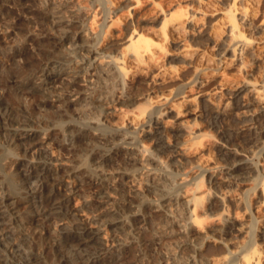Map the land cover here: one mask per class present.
<instances>
[{
  "label": "bare ground",
  "instance_id": "1",
  "mask_svg": "<svg viewBox=\"0 0 264 264\" xmlns=\"http://www.w3.org/2000/svg\"><path fill=\"white\" fill-rule=\"evenodd\" d=\"M3 1H5L3 4H1V9L3 11H9L10 13L14 14L18 13V19L23 18V13L34 12L37 15L36 18L39 20V22H41L42 25V30L40 33H26L23 46L14 52L18 57L25 61V67L27 66L28 70L32 69V71L34 70L35 72L37 70L40 71L37 76L42 79L40 80L41 83L33 85L32 83L34 81L32 82V79H34L36 76L32 77L30 75L31 77H27L26 72V74H23L24 70L23 72L22 70L12 71L11 76L7 79V83H12L13 86L17 88L22 86L21 90H31V92L39 91L43 93L44 99L37 103V105L45 108L46 106L50 105L51 101H55L56 103H59V106H61V108H59L58 114L62 117L69 116L68 107L75 103L85 102L87 105V95H84V91L82 90L83 85L80 82L79 76L73 75L70 77H65L64 79L66 81L64 83L62 82V88L59 90L57 83L61 81L63 73H60L59 71L53 72L47 68L52 62H59V60L54 59L56 56L54 49L64 41H71L72 44L77 45L76 47H78V49L81 51L86 50L85 52H87L89 55L95 56V54H100L101 51L95 47L96 44L92 45L85 43V38L84 34L82 35V31L77 32L76 35H71L69 33L74 27H83L82 21H80V18H78L81 8H79V10L76 8L70 15V19L66 18L68 24L63 25L65 22L53 19L57 16L63 17L62 9L53 10L54 12L51 13V21L47 12L45 13V11L42 10L38 11V9L35 10L36 8L34 9L33 6H28L27 0ZM107 1L108 3H113V0ZM147 1L149 0H128V2L131 3L132 9L140 7ZM218 1L220 0H172V2H170L172 5L169 3L170 6L166 8H159V2L158 4H155V6L157 5L158 9L160 10L156 12L158 15H156L154 20H160L161 26L157 29H151L150 31L148 30L147 32L144 29L145 27L138 28L134 25L132 29L128 30L127 36H124V39L122 38L124 41L122 40L119 43H113V48L114 50L118 51V54L113 55V53L112 55L109 54L107 56L108 64L106 63V70H103V74H105V80L111 79L112 81L113 79V82H117L116 84L121 85L122 91L119 92L118 95L117 93L115 95L113 93V95L116 96L114 101L116 102L117 100L118 103H122L126 106L136 105L135 109L131 108L133 110L129 112V110L124 111V107L119 106V108L114 107V110L112 111V109L108 108L107 106L101 105L102 103L104 104V100H110L111 96L108 95L110 88L108 90L102 88L103 91H99V95L101 96L99 97L98 102L100 103L95 104L91 101L88 102V106L95 104L93 106L97 108L101 107V110L99 108L98 109L101 111V115H103L104 122L107 120L106 117L117 113V110L123 111L122 113L125 112V115L131 113L129 115L131 122L130 124H132L135 129H137L138 125L141 124L144 118H146V121H150L151 123L148 130H146L145 127L142 129L143 133L146 131V134L149 132L153 134L154 137H156L155 140H158V144L160 145H164L165 142L169 141V146L172 145L174 147V149L171 151L172 156L178 161H180L189 150L195 151L193 149L194 144L201 145L203 144V142H201L203 138L210 136L208 132L203 131L202 127L196 126L194 124L195 122L193 123L189 118V116L194 114L195 111L194 101L198 97L199 93L201 94L203 90H199L197 93L198 95L187 94L180 98L176 97V99L173 91L170 89V92L163 93L160 98L157 96L158 98L155 99L151 93H148L147 95L141 94L139 91L141 88H139L140 86H138V84L143 82L148 83L149 85L154 84L151 88L152 92L162 89L161 81H164V76L169 71L165 72V74L155 73V71L160 69L164 63V61L162 62L161 59L163 58L162 55H164V51L166 50L164 43L162 44L161 41H167L169 39L172 40V38H177V40L178 38L183 40V37L184 39L185 37L194 38V41H196L195 48H191L192 46L190 44H184L181 41L179 44H181L180 48L182 50H180V53L177 54V56L182 59L183 63L193 67L194 73L197 75L199 71H203L204 69L215 70L217 66L226 67L224 66L225 64H230L234 59H239V57L245 53H247L251 59H256L259 57L261 49L264 48V36L254 37L251 34L246 33L244 28L245 25H250L253 22L254 17L257 14L255 5L259 2V0H231V3L229 2L230 4L228 7L226 6V8H222V6L221 9L216 7L211 8L215 2L218 4ZM183 2H187V4L185 5L184 3L183 6ZM260 2H262V0ZM258 4L256 7H258ZM56 7L58 8L60 6L56 5ZM107 14H109V12ZM209 15L213 17H210L206 26L209 36H223L226 44L224 46V51L219 53V58L216 61H213V57H209L207 50H205L203 45L200 43L201 40L199 37H197V34L203 31L202 29L205 27L203 19L207 18ZM47 21L52 22L51 29L56 28L57 25L60 24L62 30L59 38L47 33V30L44 27ZM119 23H122L121 20ZM112 24H116V21L112 20L108 27H111ZM129 24L130 23H128V26H126L125 23L123 25H125L128 29ZM104 33L106 36L108 33V28L106 31H104ZM45 45H50L53 47V49H46L44 48ZM230 52L231 57H228L227 54ZM103 53L105 52L103 51ZM88 54L87 56H89ZM128 62H131L134 67H132L131 63L130 66ZM212 63H214L216 66L211 65ZM90 66L93 67L92 62L90 63ZM88 67H86V69L89 70ZM133 68H135V71H132ZM21 69L24 68L22 67ZM30 70L29 72L31 73L32 71ZM21 76L22 78L23 76L27 77V81L25 80V82L22 79L24 82H21ZM261 77H263L261 80V86H258L255 82L247 81L243 86L238 88V92H245L246 94L250 95L245 106L250 107L256 103L261 104L260 107L258 106V113L252 117L253 124H255L254 128H256V135L250 140H254L253 142H256L258 147V150L254 152L264 149V139L262 136V134H264V74ZM198 78L200 77L197 76L196 79L198 80ZM201 79L204 78L201 77ZM200 82H202V80ZM217 95V91L212 93H202L201 103L203 112L210 114L214 109H216V103L213 102V99ZM73 96L76 97L72 98ZM51 98L54 100H51ZM156 105H166L168 110L175 112V119L173 123H170L168 119L166 120L163 118L164 116L162 117V114L165 113L163 110L166 108V106L160 110H153V107ZM5 106L6 104H4L2 100V91H0V132L10 138V143L14 148H21L24 151V154L33 153V156L32 158H27L24 161H20L18 163L19 167L17 173L19 178L21 177L20 180H22L21 188L20 186L17 188L14 185L15 183H11V176H1L2 173L0 174V264H33L34 262L38 261L40 254L34 252L30 247L31 236L26 232V224L39 222L42 228H34L35 231L33 234H38V237L40 236L41 239L45 240V238H47L46 235L53 232L52 227L54 226L53 223L55 220H64L63 223L65 220H69L68 224H61L62 231L59 233H61L64 237V242L67 245V249H70L69 253H72L70 254L72 255V258L73 255L77 256L86 264H137L139 261V255L134 254L133 256L132 253L135 252V248L138 251L142 246H144L141 241H135L128 235L126 236L127 238L122 237L123 240H116L117 237H112L113 240H110L109 237L106 236L107 234L110 235L108 233V229L106 228L107 224H112L117 226V228L119 227L123 229V227L129 224V221L133 220L131 217L130 220H128L125 218L124 214L126 215V213L130 212L129 216L132 217L141 215L140 212L137 213V211H134L137 206L136 201L132 199L133 197L127 194H121L122 198L120 199L119 203L113 204L115 208L113 205L109 206V190L114 189L116 186L113 185L112 176L106 173V167L121 157H124L129 165L138 164L140 159L133 147H130L126 144L121 145L118 140L124 139V143L126 142L127 144H130L131 140L134 139L133 136L129 135L128 132L124 130L125 124L116 125L113 127L111 126V129L108 133H94L91 129L92 125L90 124V126H80L79 124L69 122L66 128L63 130L65 133H69L70 137L68 138V141H59V146L66 150H78L79 148L84 150L85 147H83V145H88V147L90 146L89 150L92 148V152L89 153V161L87 162L86 160L88 159L87 156L85 160L83 159L84 163L81 166L76 167L72 166L73 164H68L65 159L58 157L57 154L55 155L54 151H49V148L43 147L45 144L47 145V139H49L51 135H49L47 132L40 133L38 128L33 125V123L37 120L35 121L34 117L30 113V109L20 104L19 108L16 109L15 112L10 111L8 107ZM154 113H159V115L154 117ZM153 118H155V125L152 123V120H154ZM212 123L214 124V121H212ZM172 132H174L172 134L174 137L173 142H171L172 140L170 141ZM177 132L181 133L177 134ZM229 133H227L228 136L231 134ZM165 135L167 136V139L166 137L164 138ZM143 146L145 147V151H150V153H153V155L158 153L156 152L157 149H151L146 143L143 144ZM202 146L201 148L203 149ZM105 147H108V152L104 151ZM197 147L195 149H197ZM71 152L73 151L71 150ZM225 154L227 156L231 155L232 153L231 151H226ZM150 159L158 160L155 156H150ZM160 160L162 162V159H159V161ZM232 165V168H230L231 171L225 176V181L236 178V180H239L240 182L248 183L249 178L254 179L251 174V169L256 168L255 166L252 167V165H240L236 161H234ZM93 167L94 170H97L94 171L92 169ZM126 175L127 173H121L118 177L119 183L117 186H119L121 190H124L123 184ZM214 176V173H211L209 176L208 181L210 183H215V180L213 179ZM160 178L162 179L160 175L156 176L158 181ZM75 179L78 180L76 181ZM7 181H10L11 186ZM28 184H30V188L27 186ZM85 185L97 191L96 203L98 204V211H100L98 215L95 214L89 216V213L87 214L86 212H82L85 211L84 208L81 209V207L72 205V201L74 200L73 197L76 196V192L79 191L78 189L81 190V187ZM203 187V181H200L195 187L186 189L181 193L179 192L177 194H173L174 196L169 198L172 202L175 201L176 204L180 203L179 205L182 207L181 209L183 210L182 212L184 213V218L182 219L183 222L181 224H179L176 220H171V222L169 221L170 223L168 222L166 225H164L166 226L164 229V235L169 237L181 235L180 237L183 238L185 244L188 246L190 254L193 256L196 254L199 255L203 259V264H264V253L258 248L256 234L251 235L246 241H234V238H228V235H232L235 232L250 233L251 231L247 230L245 224L238 223L235 220L232 221L231 218L227 219L229 224L227 226L226 232H224L227 234V236H225V234L223 236L221 235V237L211 233L212 231H217V227L207 229V227L205 228V225L203 226L204 218L200 211L205 207V200L208 196L214 195L219 197V200L221 201L219 204L224 207V209L222 208L223 211L226 210L227 206L225 196L220 195L222 192L219 193L217 190V192H213L211 191V187L208 188V190L203 189ZM257 189L258 183L253 184L246 193L243 201L245 202L246 211L249 209L252 213L251 218L253 220V227L255 222H260V220L254 215L257 210H255V207L252 205L251 201H249V198L250 195L253 194L252 192L255 193ZM259 190V196L261 198L259 201V207L263 208L264 211V185L261 186ZM149 205L150 204L147 206ZM95 206L96 204H94V207ZM23 207H25L27 210L26 215L21 213ZM118 214H120L121 217H119ZM228 216L231 217L230 215ZM175 226H180V228L175 230ZM253 227L251 226L250 228L252 229ZM175 231L177 233H175ZM261 235V237H264V231H262ZM211 237H215V239H221L212 245L209 243ZM161 239L162 238L160 237L155 238L154 243L158 244ZM133 243L136 245L134 246ZM131 254L132 257L128 259L127 257ZM193 256H189L187 258V261H189L188 264H195ZM166 264L173 263L169 261Z\"/></svg>",
  "mask_w": 264,
  "mask_h": 264
},
{
  "label": "rangeland",
  "instance_id": "2",
  "mask_svg": "<svg viewBox=\"0 0 264 264\" xmlns=\"http://www.w3.org/2000/svg\"><path fill=\"white\" fill-rule=\"evenodd\" d=\"M220 1H218V4L215 2L213 7L211 8L216 7L221 9V6L222 8H226V6L228 7V5L231 3V0H224L225 2L222 0ZM260 1L261 0H259V2ZM4 2L5 1L2 0L1 2L0 0V91H2V100L4 104H6L5 107H8L10 111L16 112V109L19 108L20 104L30 109V113L34 117L35 121L37 120L33 123V125L38 128L40 133L47 132L49 133V135H51L49 139H47V145L45 144L43 147L49 148V151H54L55 155L57 154L58 157H62L63 159H65L68 164H73L72 166L79 167L84 163L83 161L87 158V156L88 159L86 160L87 162L89 161V153L92 152V148H90L91 150H89L90 146L88 147V145H83V147H85L84 150L82 148H79L78 151L76 149H62L59 146V141H68V138L70 137V134L65 133L63 130L64 128H66L69 122L79 124L80 126L92 125L91 129L94 133H108L111 129V126L113 127L116 125L125 124L124 130L134 138L133 140H131L130 144H127L126 142L124 143V139L118 140L121 145L126 144L135 149L137 156H139L140 158L139 163L136 165H129L126 162L125 158L121 157L106 167V173L112 176L113 185L117 187L109 190L110 192L108 193V200L109 206H111L115 203H119L120 199L122 198L121 194L130 195L131 197H133L132 199L136 201L137 206L134 211H137V213L140 212L141 215L132 217L129 216L130 212L126 213V215L124 214L125 218H127L128 220H130V217L133 220L129 221V224L123 227V229L119 227L117 228V226L112 224H107L106 228L108 229V233L111 236L108 234L106 236L109 237L110 240H113L112 237H117L116 240H123L122 237L127 238L126 236L128 235L135 241H141L144 246H142L138 251L135 248V252L133 250L134 253H132L133 256L134 254L139 255V261L137 262V264H166L169 261L173 264H188L189 261H187V258L193 255L190 254L185 241L180 237L181 235H174L173 237L164 235V229L166 227L164 225H166L169 221L171 222V220H176L179 224H181L183 222L182 219L184 218V213L181 209L182 207L181 205H179L180 203L176 204L175 201L172 202L169 198L173 197V194H177L179 192L181 193L186 189L195 187L200 181H203V189L208 190V188L211 187V191L213 192H222L220 195L225 196L227 204L226 210L223 211L224 207L219 204L221 203L219 197H216L214 195L208 196L205 200V207L200 211L204 218L203 226L205 225V228L207 227V229L217 227V231H212L211 233H214L216 236L221 237V235L223 236L226 234L224 232H226L227 226L229 224V221L227 219L231 218L232 221L235 220L238 223H243L246 225L247 230L251 231V234L249 232H235L232 235H228V238H234V241H246L251 235L256 234L258 248L264 253V237H261L262 231H264V211L263 208L259 207V201L261 200L259 196V189L264 185V149L254 152L258 150V147L256 145L257 143L253 142L254 140H250L256 135V128H254L255 124H253L252 117L258 113L261 104L256 103L255 105H252L250 107L245 106V104H247L246 102H248L249 100L250 95L246 94L245 92H238V88L240 86H243L247 81L255 82L258 86H261V80L263 78L261 76L264 74V48L261 49L260 55L256 59H251V57L247 53H245L241 55L239 59H234L230 64H225L224 66L226 67L217 66L215 70L204 69L203 71H199L197 75L196 73H194L193 67L183 63L182 59L177 56V54L180 53V50H182L180 48L181 44H179L181 43V41L184 44H190L192 46H190L191 48H195L196 41H194V38L185 37L184 39L183 37V40L181 38H178V40L177 38H172V40L169 39L167 41H161L162 44L164 43L165 50L168 53L164 51L165 56L162 55L163 58L161 60L162 62L164 61L163 65L160 68L162 71L158 69L155 71V73L165 74V72L169 71L164 76V81L168 82L166 83L164 81H161L162 89H158L156 92L151 91V88L154 84L149 85L145 82L139 83L138 86H140L139 88H141V90L139 89L141 94L147 95L148 93H151V95L155 99H157V96H159L160 98L163 93L170 92V89L171 91H173L175 98H180L187 94L198 95L197 93L199 92V90H203L202 93H212L214 91L218 92V95L213 99V102L216 103V109H214L210 114L205 113L202 110V93H199L198 97L195 99V111L194 114L189 116V118L193 123L195 122L194 124L196 126H200L203 128V131L208 132L210 136H206L205 138H203V140L201 141L203 142V144H194L193 149L195 151L189 150L186 153V155H188V153L189 155L184 156L188 158L183 157L180 161H178L172 156L171 151L174 149V147L172 145L169 146V141L166 140V144L164 143V145H160L158 144V140H155L156 137H154L153 134H151L150 132L146 134V131H144L143 133L142 129L144 127L146 128V130L150 128L151 122L146 121V118H144V122L142 121L141 124L138 125V128L135 129L133 125L130 124L131 122L129 115L131 113L125 115V112L122 113L123 111L117 110V113L106 117L107 120L104 122L103 115H101L102 113L100 111L102 108L98 107L100 109L99 110L97 107L93 106L97 103H100L98 102L99 97L101 96L99 95V91H103L102 88L105 90H108L110 88V94L107 92L108 95L111 96L110 100H104V104L102 103L101 105L107 106L108 108L112 109V111L114 110V107L119 108V106L124 107V111L129 110V112L135 109L136 105L126 106L122 103H118L117 100L116 102L114 101L116 97L114 95L116 93L118 95L119 92L122 91V89L121 85L116 84L117 82H113V79L112 81L111 79H104L105 74H103V70H106L105 67L108 64L107 56L109 54L112 55L113 53V55L118 54V51L114 50L113 48V43L121 42L127 36L128 30L132 29L134 25L138 28L145 27L144 29L147 32L148 30L150 31L151 29L159 28L161 26L160 20H154V18H156V15H158V13L156 12L160 10L158 9V6L160 5L159 8L169 7V3L172 2V0H149L142 4L140 7L133 9L131 7V3H129L128 0H113V3H108L107 0H27L28 6H33L34 9L36 8L35 10L38 9V11L42 10L45 11V13L47 12L50 16L51 21V13L54 12L53 10L62 9L63 17L57 16L53 19L65 22L63 25L68 24L67 19H70V15L76 8L77 10L81 8L78 18H80V21H82L83 27H74L72 28L73 30L71 29L69 33L71 35H76L77 32L82 31V35L84 34L85 43L92 45L96 44L95 47L99 51H101L98 55H89L87 52H85L86 50L81 51L80 49H78V47H76L77 45L72 44L71 41H64L54 49L57 56H55L54 59L59 60V62H52L47 68L53 72L59 71L60 73H63V77L59 82L61 85L57 83L59 90L62 88V82L64 83L66 81L64 79L65 77L76 75L79 76L80 82L83 85L82 90L84 91V95H87V105L84 102L75 103L72 106L68 107V117H62L58 114L59 108H61V106H59V103H56L55 101H51L50 105L46 106L45 108L37 105V103L44 99L43 93L39 91L31 92V90H21L22 86H19V88H17L13 86L12 83H7L8 77L11 76V72L14 70H22V72L24 70L23 74L27 73V77L36 76L34 79H32V82L34 81L32 83L33 85L41 83L40 80L42 79L37 76L40 71L37 70L35 72L34 70L32 71V69H29L30 71H32L30 73L27 66L25 67V61H23L22 58L18 57L14 52L21 46H23L26 38V33H40L42 30V25L41 22H39V20L36 18L37 15L34 12L23 13V18L18 19V13L14 14L10 13L9 11H3L1 9V4H3ZM187 2H183V6L184 3L186 5ZM155 4H158V6H155ZM257 4L255 5L257 14L254 17L253 22L250 25H245L244 27L246 33H249L254 37L264 36V0H262V2L258 4V7H256ZM56 5H59L60 7L57 8ZM108 12L109 14H107ZM109 15H111L112 18ZM109 17L112 20L116 21V24H112L111 27H108L112 21ZM208 17L203 19L205 27L204 29H202L203 31L197 34V37H199V39L201 40L200 43L203 45L205 50H207V54H209V57H213V61H216L219 58V53H222L224 51V46L226 44L223 36H209V33L206 30V26L211 15H209ZM120 20L122 23H119ZM51 23L52 22L47 21V23L44 25L47 33L59 38V36L61 35L60 33L62 27H60V24H58L56 28L51 29ZM124 23L126 24V26H128V23H130L128 29L125 25H123ZM107 28L108 33L105 36L104 31H106ZM44 48L53 49V47H51L50 45H45ZM103 51L105 53H103ZM165 52L167 53V55ZM86 53L90 57L87 56ZM227 56L231 57V52L228 53ZM91 62L93 64V67L90 66ZM130 63L131 62H128V64L131 66L132 63ZM211 65L216 66L214 63H212ZM22 67L24 69H21ZM86 67H88L89 70L86 69ZM132 67H134L133 64ZM132 71H135V68H133ZM197 76L200 77L198 78V80L196 79ZM27 77L23 76L22 78L21 76L20 80L23 79L24 81H27ZM165 77L167 80L165 79ZM201 77H203L204 79H201ZM23 80L21 82H24ZM201 80L202 82H200ZM105 86H107L108 88ZM75 97L76 96H73L72 98ZM51 100L54 99L51 98ZM91 101L95 104L88 106V102ZM166 105H156L155 107H153V110H160ZM91 106L93 107L90 108ZM167 106L163 110V112L165 113L162 114V117L164 116L163 118H165L166 120L168 119L170 123H173L175 119V112L168 110ZM158 115L159 113H154V117H157ZM153 119L154 120H152V123L155 125V118ZM212 121H214V124L212 123ZM173 133L174 132L171 133L170 137V141L172 140L171 142H173L174 139L172 135ZM178 133L180 134L181 132H177V134ZM227 133H229L230 135L228 136ZM262 136L264 139V134H262ZM165 137L167 139L166 135L164 136V138ZM145 143L151 149H157L156 152H158L160 155L158 153L157 154L159 156L157 154L153 155V153H150V151H145V147L143 146V144ZM195 145L196 147L198 146L197 149H195ZM201 146L203 147V149L201 148ZM71 150L73 152H71ZM107 150L108 147H105L104 151L108 152ZM226 151H231L232 154L226 156ZM32 156L33 153L24 154V151L21 148H14L10 143V138L0 132V174H3H1V176H11V183H15L14 185L17 188L19 186L21 188L22 185V180H20L21 177L19 178L17 173L19 167L18 163L20 161H24L27 158H32ZM150 156H155L158 160L150 159ZM159 159H162V162L161 160L159 161ZM234 161L238 162V164L240 165H252V167L255 166L256 168H253L254 170L251 169V174L254 179L249 178L248 183L240 182L239 180H236V178L225 181V176L231 171L230 168H232V163ZM167 162L169 165L167 164ZM92 169L94 170V167ZM121 173H127L123 184L124 190H121L120 187L117 186L119 183L118 177ZM211 173H214L216 176H214L215 178L213 177L215 183H210L208 181ZM158 175H160L162 179H164L162 180L160 178V180L158 181L156 179V176ZM75 180L77 181L78 179ZM7 182H9L8 184L11 186L10 181ZM255 183H258V189L255 193L252 192L253 194L250 195L249 201H251L252 205L255 207V210H257L254 215L257 216L260 222H255L253 227V220L251 218L252 213L249 209L246 211L245 202L243 201L246 193ZM27 186L30 188V184H28ZM78 190L79 191L76 192V196L73 197L74 200L72 199V205L81 207V209L84 208L85 211L82 212H86L87 214L89 213V216L95 214L98 215L100 211H98V204L96 203L97 191L93 188L88 187L87 185L81 187V190ZM94 204H96L95 207ZM148 204L150 205L147 206ZM25 210L26 208L23 207V212L21 211V213H24L23 215H26L27 210ZM228 215H230L231 217H229ZM118 216L121 217L120 214H118ZM55 221L53 223L54 226L52 227L53 232L46 235L47 238H45V240L41 239L40 236L38 237V234H33L37 227L39 229L42 228L39 222L26 224V228L28 230H26V232L31 236L30 247L34 252L40 254L39 260L34 262L33 264H86L77 256L73 255L72 258V255H70L72 253H69L70 249H67V245L64 242V237L61 233H59L62 231L61 224H68L69 220H65L64 223V220ZM249 226H252L253 228L251 229ZM174 228L175 230H178L180 226H175ZM175 233L177 232L175 231ZM225 236H227V234ZM158 237L162 239L158 244H155L154 239ZM58 238H60L61 241ZM220 239L221 238L215 239V237H211L209 243L213 245L220 241ZM133 245L135 246L136 244L133 243ZM132 254L127 258L130 259L132 257ZM193 258L195 264H203V259L199 255L196 254L195 256H193ZM70 260H73L74 262H71Z\"/></svg>",
  "mask_w": 264,
  "mask_h": 264
}]
</instances>
